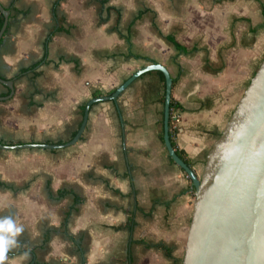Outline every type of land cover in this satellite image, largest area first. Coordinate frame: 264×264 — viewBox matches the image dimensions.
Instances as JSON below:
<instances>
[{
    "label": "crops",
    "instance_id": "obj_1",
    "mask_svg": "<svg viewBox=\"0 0 264 264\" xmlns=\"http://www.w3.org/2000/svg\"><path fill=\"white\" fill-rule=\"evenodd\" d=\"M0 1L11 10L0 40V76L15 87L0 99L8 144L69 140L94 91L160 62L182 105L175 147L201 173L264 57V0H61L57 13L55 0ZM56 14L63 28L49 39ZM163 93L147 71L91 106L76 143L0 148V217L24 228L6 264H179L194 187L161 137Z\"/></svg>",
    "mask_w": 264,
    "mask_h": 264
},
{
    "label": "water",
    "instance_id": "obj_2",
    "mask_svg": "<svg viewBox=\"0 0 264 264\" xmlns=\"http://www.w3.org/2000/svg\"><path fill=\"white\" fill-rule=\"evenodd\" d=\"M0 12L4 16L1 40L11 10L0 1ZM150 70H160L165 75L164 143L174 162L191 178L195 193L182 264H264V57L223 131L211 145L201 173L178 153L172 142L173 77L160 62L136 69L113 93L91 97L86 102L76 134L69 140L16 144L0 141V148H58L76 143L86 128L95 102L117 101L136 78ZM0 82L10 88L0 99L11 97L14 81L0 76Z\"/></svg>",
    "mask_w": 264,
    "mask_h": 264
},
{
    "label": "trees",
    "instance_id": "obj_3",
    "mask_svg": "<svg viewBox=\"0 0 264 264\" xmlns=\"http://www.w3.org/2000/svg\"><path fill=\"white\" fill-rule=\"evenodd\" d=\"M60 1H61V0H55L54 10L56 11V13H57V7H58ZM100 1L103 2V3L107 2V0H100ZM56 18H57V23H56V25L54 26V28L51 30V36H50L49 39H51L52 35H53L56 31H58V30H60V29L63 28V26L61 25L62 17L56 14ZM3 22H4V16L1 15V16H0V28H1V26L3 25ZM170 40H172L173 42H175L176 45H177L178 47H181V44H180L179 42H177L173 37L170 36ZM181 48H182V47H181ZM43 59H44V58H43ZM43 59H42V60H43ZM42 60L39 61V62H37V63H35V64L33 65V67H36L40 62H42ZM159 73L161 74V77H162V80H163V83H164V93H163V95H162V102H164V101H165V75H164V73H163L162 71H160V70H159ZM173 82H174V80H173ZM114 90H115V89L111 90V91L109 92V94L113 93ZM101 93H102L101 90H96V91H94V95H101ZM85 105H86V103H83V105H82V115H83V112H84ZM181 109H182V105H181V103H180L177 99H175L174 97H172V99H171V112H170V135H171V139H172V142H173L174 146H175L174 138H175V134H176V132H177V129H173V117H174V115H175L179 110H181ZM81 122H82V120H81ZM81 122H80V124H81ZM80 124H79V126H80ZM78 128H79V127H78ZM76 132H77V129L73 132L71 138L76 134ZM161 137H162V139L164 140V138H163V133L161 134ZM177 151H178V153H179V154H180V155H181V156H182V157H183V158H184V159H185V160H186L191 166H193L191 160H190V159H189V158L183 153L182 150L177 149ZM170 158L172 159L171 156H170ZM172 161H174V160L172 159ZM182 170L184 171L183 168H182ZM184 172H185V171H184ZM186 175H187V174H186ZM188 179H189L190 183L192 184V180H191V178L188 177ZM70 191H71V190H70ZM70 191H69V190H66V189H65V190H61V191H60V194H61V195H65V194L69 193ZM193 192H194V188H193ZM75 200H76V201H79V200H80V197L77 196L76 194H75ZM132 217H133V215L131 214V218H132ZM149 245H157V246H162V247H164L165 244H163V243H160V244L149 243ZM167 253H168V254H171L170 251H168Z\"/></svg>",
    "mask_w": 264,
    "mask_h": 264
},
{
    "label": "clouds",
    "instance_id": "obj_4",
    "mask_svg": "<svg viewBox=\"0 0 264 264\" xmlns=\"http://www.w3.org/2000/svg\"><path fill=\"white\" fill-rule=\"evenodd\" d=\"M24 231L12 216L0 217V264H6L8 253L18 246V236Z\"/></svg>",
    "mask_w": 264,
    "mask_h": 264
},
{
    "label": "built area",
    "instance_id": "obj_5",
    "mask_svg": "<svg viewBox=\"0 0 264 264\" xmlns=\"http://www.w3.org/2000/svg\"><path fill=\"white\" fill-rule=\"evenodd\" d=\"M180 120V114L176 113L173 117V129H177V124Z\"/></svg>",
    "mask_w": 264,
    "mask_h": 264
},
{
    "label": "rangeland",
    "instance_id": "obj_6",
    "mask_svg": "<svg viewBox=\"0 0 264 264\" xmlns=\"http://www.w3.org/2000/svg\"><path fill=\"white\" fill-rule=\"evenodd\" d=\"M177 113L180 114V112H177ZM180 120H181V115H180ZM180 120H179V122H178V124H177V130H178V127H179ZM185 174H186V173H185ZM193 194H194L193 196H195V193H194V192H193ZM186 241H187V240H186ZM185 246H186V245H185ZM182 252H183V254H184V252H185V248L183 249ZM183 254H182V256H184ZM181 259H182V258H180V262H179V264H182L183 259H182V260H181Z\"/></svg>",
    "mask_w": 264,
    "mask_h": 264
}]
</instances>
